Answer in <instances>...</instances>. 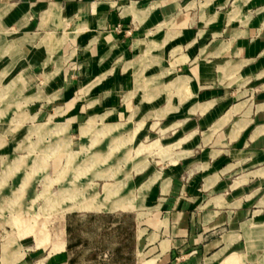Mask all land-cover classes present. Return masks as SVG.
Returning <instances> with one entry per match:
<instances>
[{
  "label": "crops",
  "instance_id": "0c3cea01",
  "mask_svg": "<svg viewBox=\"0 0 264 264\" xmlns=\"http://www.w3.org/2000/svg\"><path fill=\"white\" fill-rule=\"evenodd\" d=\"M0 103L31 121L66 115L53 124L79 131L103 116L120 139L168 111L160 131L178 158L149 204L141 196L132 247L122 225L114 233L109 261L264 264V190L251 204V182L228 197L247 178L264 181V0H0ZM211 165L185 206L158 196L169 177ZM243 165L242 179L221 185ZM199 189L220 192L198 201Z\"/></svg>",
  "mask_w": 264,
  "mask_h": 264
},
{
  "label": "rangeland",
  "instance_id": "374dc122",
  "mask_svg": "<svg viewBox=\"0 0 264 264\" xmlns=\"http://www.w3.org/2000/svg\"><path fill=\"white\" fill-rule=\"evenodd\" d=\"M167 112L152 111L146 122L156 124L143 127L145 135L139 137L137 126H129L119 133L124 136L120 139L121 125L102 123L103 116L91 117L79 131L68 121L66 126L53 124L65 122L66 115L49 123L31 121L24 109L13 104L5 109L0 103V264H113L106 249L118 240L112 236L121 225L131 248L136 209L144 203L141 196L148 203L154 187L159 193L178 158L180 145L170 143L167 133L160 131ZM243 168L230 172L221 185L242 179ZM217 169L211 165L195 178L189 172L171 176L168 189L157 195L174 209L185 206L194 198L188 184L194 180L200 187V177ZM154 175L158 176L151 180ZM175 180L180 184L172 192ZM262 180L247 178L245 184L229 190L228 197L245 194L251 182L256 192L247 204L257 202L264 190ZM197 191L198 201L220 192Z\"/></svg>",
  "mask_w": 264,
  "mask_h": 264
}]
</instances>
